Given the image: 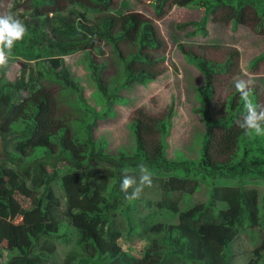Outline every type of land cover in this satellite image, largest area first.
Returning <instances> with one entry per match:
<instances>
[{"label": "trees", "instance_id": "16d2710c", "mask_svg": "<svg viewBox=\"0 0 264 264\" xmlns=\"http://www.w3.org/2000/svg\"><path fill=\"white\" fill-rule=\"evenodd\" d=\"M88 1L92 4L94 0ZM175 1L201 11L199 20L180 23L179 28L191 26L194 33L205 30L209 22H223L243 25L264 36V0H155L153 5L148 2L143 6L142 13L106 11L92 17L74 3L57 10L56 0H30L35 11L29 19L24 18L29 31L16 45L25 49L16 51L15 47L13 51L26 57V68L23 66L14 80L0 72V257L4 249L12 251L6 264L47 263L55 250L53 240L69 243V233L62 231L64 218L75 226L74 241L83 253L76 261L79 264H230L233 255L229 246L238 239L244 223L264 227V201L259 216L260 197L255 188L212 182L216 177L264 180V136H249L238 127L236 121L244 114L239 93L234 89L226 98L227 104L213 101L216 75L232 78L240 71V51L235 46L218 47L225 58L217 59L209 51L196 52L179 45L205 78L199 108L203 131L198 156H167L171 106L160 116L150 114L143 106L130 113L133 147L114 149L106 138H97L92 131L99 116L113 114L110 106L121 100V89L145 84L168 70L167 43L157 22ZM8 4V0H0V14L10 13L13 7ZM43 6L54 10L41 11ZM103 48H109L119 65L115 75L106 79L107 60L95 57L105 53ZM44 49L51 55L41 58L35 53ZM75 51L85 52L91 79L105 101L103 113L94 109L85 113L88 107L81 90L62 58ZM40 64L44 69L34 73V67L40 69ZM39 87H44L54 107L48 132L37 134L38 108L44 101L35 91ZM252 90L254 102L264 106L260 99L264 89L252 85ZM23 92L32 94L25 104L21 101ZM74 95L80 103L77 106ZM55 142L58 153L51 156ZM39 151L40 157L34 155ZM139 162L146 163L152 172L169 174L162 183L164 198L157 202L160 208L177 212L168 195L175 191L193 194L201 181H207L210 190L207 201L180 211L176 224L150 227L159 237L135 255L119 243L120 232L114 229L113 217L114 205L125 202L119 186L122 169L136 167ZM113 177L116 180L108 192L107 182ZM54 180L59 181L64 202L52 189ZM17 195L29 203L19 209L20 224L13 237L10 219L12 199ZM113 196L114 202L110 201ZM20 235L30 244L18 243ZM252 253L247 264H261L264 234ZM72 257L68 253L65 262Z\"/></svg>", "mask_w": 264, "mask_h": 264}, {"label": "rangeland", "instance_id": "374dc122", "mask_svg": "<svg viewBox=\"0 0 264 264\" xmlns=\"http://www.w3.org/2000/svg\"><path fill=\"white\" fill-rule=\"evenodd\" d=\"M8 7L11 8L10 13L15 14L24 20L29 19L34 13V5L30 0H8ZM155 0H109L108 3H101L94 0L89 3L88 0H56V7L63 9L70 3L76 4L81 10L85 11L88 17L95 14L110 12H136L142 13V7L148 2L153 5ZM58 5V6H57ZM12 9H16L12 11ZM54 10V7L43 6L41 11ZM10 10V9H9ZM64 10V9H63ZM18 13H24L21 17ZM201 11L195 6H180L176 1L172 5L170 12L160 23L159 27L162 35L167 39L166 55L169 64V69L157 79L148 81L145 84H133L129 89H121L120 94L123 95L120 101H114L110 106L113 114L101 115L96 119L93 125V133L95 137L106 138L109 144L114 149L123 147H133L134 137L129 125V115L137 107L143 106L146 110L154 115L160 116V112L166 107H172V115L170 117V128L166 137V154L170 159H174L181 155L198 156L200 147V137L203 131V119L199 113V108L202 101L201 91L205 85V78L193 62L187 59V56L182 53L179 45L182 44L188 50L196 52H208L215 58H225V53L218 47L220 46H235L240 51L239 73L234 77L228 78L227 75H216L214 86V102L221 105L226 103L234 88L235 79H252L253 85H257L264 89V36L256 30L249 29L243 25H235L232 23L225 24L223 22H209L205 30H199L192 33L191 26L179 28L177 23L197 21L200 19ZM192 33V34H191ZM22 46H17L16 51H22ZM29 52L32 49L27 48ZM103 55L95 54L100 61L107 60V68L104 72V79L111 78L115 75V71L119 68L117 62L112 59V54L109 48L104 49ZM85 52L75 51L66 54L63 58L66 68L70 71L72 80L79 86L82 96L85 100L86 107L94 109L98 113H103L105 101L100 92L97 90L94 82L91 79L87 57ZM51 54L44 49L40 56L48 57ZM261 57V58H260ZM254 59L255 62L253 61ZM26 57L23 55H14L13 62L6 70V77L10 80L15 79L22 67L25 66ZM41 60V59H40ZM44 65L40 69L35 66L34 73L37 70H43ZM47 75H45L44 80ZM111 86V82L109 83ZM68 90V89H67ZM35 91L37 96L43 97V103L39 105L37 114V134L47 133L49 130V121L53 113V103L51 97L46 94L44 87H39ZM69 91V90H68ZM33 92V91H32ZM71 93L72 97V92ZM45 94V95H44ZM32 97L31 92L22 93L23 104L27 103ZM77 96L74 95V104L77 106L80 103L77 101ZM264 102V91L261 95ZM68 103V102H67ZM23 105H20V107ZM63 109V108H62ZM19 112L22 108H18ZM66 113V108H65ZM90 114V113H89ZM51 156L58 153L57 143H53ZM34 155L40 157L41 151ZM130 170H135L136 167H128ZM154 180L151 188H145L141 197L136 200L125 202H117L114 206V229L120 232L118 239L119 243L129 252L140 255L142 247L146 246L153 238H158L156 230H150V227L157 223L176 224L178 222L177 215L180 211L186 210L191 206L205 202L208 200L210 184L207 181H201L198 189L193 194L186 192L175 191L168 195L177 205V212L163 207L160 208L157 202L164 198V190L162 183L169 178L167 173L153 172ZM116 178H111L107 182L106 191H110L112 184ZM217 186H236L244 189L255 188L259 193L258 215H261V203L264 201V180L261 179H235V178H220L216 177L212 181ZM121 183H119L120 186ZM54 193L65 201L63 191L58 180L51 183ZM110 201H115V196L110 198ZM29 201L17 195L12 199L13 215L11 217L12 231L11 234L15 237L16 228L20 224L19 209L26 207ZM127 203V204H126ZM128 205V206H125ZM65 222L62 231L69 233V243L64 244L62 241L55 239L53 242L56 245V251L49 256L45 264H79L77 259L80 254H83L80 247L75 243V226L69 218H64ZM245 227L240 231L238 239L229 247L233 258L230 264H247L253 257V249L261 242V237L264 234L262 225H251L246 221ZM61 233V230H59ZM19 234V233H18ZM16 241L23 245H29L30 240L22 235ZM3 244H6L3 240ZM72 253L73 257L69 262H65L66 255ZM12 251L4 249L0 257V264H5L10 257ZM28 264H33L29 262ZM261 264H264V257L261 259Z\"/></svg>", "mask_w": 264, "mask_h": 264}, {"label": "clouds", "instance_id": "9594fccd", "mask_svg": "<svg viewBox=\"0 0 264 264\" xmlns=\"http://www.w3.org/2000/svg\"><path fill=\"white\" fill-rule=\"evenodd\" d=\"M167 15L165 17H167ZM161 21L162 20L157 22L158 25ZM179 24L180 23H177V26ZM28 31V26L20 17L12 13L0 14V72H6L10 67L13 62L14 48L18 42L23 41L28 34ZM164 39L165 41L167 40L165 37ZM41 52L36 51L35 53H39L40 55ZM64 56L65 55H62V58H64ZM252 85L253 81L250 78L234 80V88L239 93L240 99L243 101L244 109L242 119L237 120L236 123L238 127L244 130L249 136H264V106L258 105L254 102L252 98ZM153 180V172L149 166L144 162H139L135 170H130L128 167L122 169L120 190L124 193L125 199L129 201L136 200L141 197L145 188H151L153 186ZM55 251L56 245L54 252ZM7 260L5 264L7 263Z\"/></svg>", "mask_w": 264, "mask_h": 264}]
</instances>
